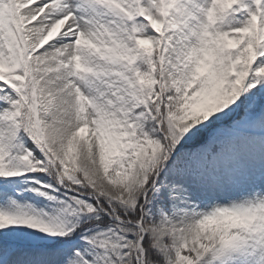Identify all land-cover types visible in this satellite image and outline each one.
I'll return each mask as SVG.
<instances>
[{
    "label": "snow or ice",
    "instance_id": "1",
    "mask_svg": "<svg viewBox=\"0 0 264 264\" xmlns=\"http://www.w3.org/2000/svg\"><path fill=\"white\" fill-rule=\"evenodd\" d=\"M0 264H264V0H0Z\"/></svg>",
    "mask_w": 264,
    "mask_h": 264
}]
</instances>
